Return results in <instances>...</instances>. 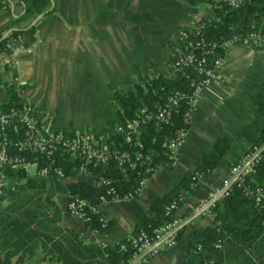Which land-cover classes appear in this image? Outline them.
Returning a JSON list of instances; mask_svg holds the SVG:
<instances>
[{
  "label": "crops",
  "instance_id": "crops-1",
  "mask_svg": "<svg viewBox=\"0 0 264 264\" xmlns=\"http://www.w3.org/2000/svg\"><path fill=\"white\" fill-rule=\"evenodd\" d=\"M5 1L7 6L0 7V30L24 13L21 1ZM51 1L53 16H41L34 22L36 15L29 16L15 25L23 30L33 28L18 34L9 54L14 66L8 69L0 65V110L7 99L6 87L11 83L23 102L39 110L42 122L71 132L89 131L104 142L115 133V115L120 104L114 92L132 90L138 73L170 76L169 63L186 35L202 20L213 19L212 8L218 5L215 0L199 1L190 12L185 0ZM221 55L219 82L201 90L178 148L175 166L162 165L147 178L136 197L102 205L100 211L106 225L102 230L92 231L69 216L65 210L69 194L63 192L53 195L54 205L48 206L46 215L50 220L44 226L74 231L85 243L114 245L133 233L135 225L157 198L195 170L200 158L211 152L217 139L226 138L228 148L214 168L199 175L195 189L186 188L178 193L182 200L177 204L175 215H184L210 187L217 185L229 166L264 129V105L258 107L264 98V40L251 39L246 43L235 40ZM105 74L109 78L102 82V87L99 85V94H92L91 83ZM89 98L100 114V121L82 126L76 121L83 118L72 120L66 110L82 107L77 101ZM34 177L37 176L28 179ZM69 180L90 182L83 175L70 176L65 181ZM217 212L214 209L189 221L171 248L138 264H201V254L189 244L190 234L196 227L211 224ZM52 237L59 240L58 236ZM61 243L63 248L68 247ZM49 246L37 241L30 252L19 250L5 264H59ZM6 251L5 247L0 249V260L5 261Z\"/></svg>",
  "mask_w": 264,
  "mask_h": 264
},
{
  "label": "trees",
  "instance_id": "trees-1",
  "mask_svg": "<svg viewBox=\"0 0 264 264\" xmlns=\"http://www.w3.org/2000/svg\"><path fill=\"white\" fill-rule=\"evenodd\" d=\"M19 1L24 4V13L19 18L11 19L0 30V53L6 55L10 54L6 40L33 28V26L25 30L16 28L15 25L19 20L40 13H42V18L54 15V6L48 9L49 0ZM185 1L189 11L193 12L194 5L204 0ZM2 6H7L5 0H0V7ZM212 12L213 19L202 20L186 35L188 49L191 48L190 43L195 40L193 35L195 30L199 31L200 36L205 40L216 43L233 35L241 37L247 32H254L260 39H264V0H243L236 7L218 4L213 6ZM3 31H7L4 36ZM217 52L222 54L220 49H217ZM184 72H190V77H195L190 68H185ZM175 90L189 91L188 79L180 71L171 70V75L168 77L161 74L146 76L138 73L132 90L114 92L120 104L114 125L131 118L142 106L152 113L155 106L162 104L166 96ZM5 91L7 99L2 104L1 111L8 113L11 109L20 107L23 101L18 96L16 87H13L11 83L7 85ZM263 105L264 98L260 99L258 107ZM187 109L186 101L179 100L171 113L170 124L155 125L152 120H148L141 127L139 138L143 143L142 151L150 156V163L166 164L164 143L184 126L183 115ZM4 134L10 140L8 152L15 153L14 143L23 137V129L16 123L14 116H12V123L5 127ZM262 139H264V129L259 133L256 141ZM107 142L111 147L130 149L122 141L120 133L115 132ZM227 148L226 138L217 139L211 152L200 158L193 172L199 175L210 172ZM18 153L35 161L39 166L50 168L59 166L67 176H73L76 165L80 162L78 157H69L61 150H56L48 157L36 151ZM85 168L90 182L59 181L51 171L47 176H37L31 179L25 178L19 169L6 172L15 184L13 190L7 191L10 202L0 210V249L2 247L7 249L4 254L5 261L0 260V264H5L7 259L9 260V257L19 250L30 252L37 241L42 245L46 243L50 245V249L56 253L55 260L59 264H126L128 251L119 249V244L125 242V239L114 245L97 246L93 243H85L74 231L67 232L66 229L62 231L58 228L44 226V223L50 220V217H46L47 209L48 206L54 205L51 199L55 193L77 194L88 204L95 205L104 195L103 188L95 183L98 178L111 179V184L119 192H125L131 190L141 174L140 168L122 172L112 161L103 164L88 162L85 163ZM189 176L182 179L178 186L157 198L135 225L133 232L157 226L166 220L163 207L180 191L187 188ZM246 182L250 186H264V155L255 170L248 175ZM214 209L218 212L214 215L213 222L203 227H196L189 238L191 246L197 243L202 246L199 252L202 256L201 264H206L205 261L209 257L215 260L214 264H264V205H255L243 196L238 188H235L227 197L217 202ZM89 216L90 221L85 225L90 230L99 231L106 227L105 223L97 221V213L92 212ZM52 236H58L59 240ZM61 241L68 247L63 248ZM216 241L220 243L218 249L211 246Z\"/></svg>",
  "mask_w": 264,
  "mask_h": 264
},
{
  "label": "built area",
  "instance_id": "built-area-1",
  "mask_svg": "<svg viewBox=\"0 0 264 264\" xmlns=\"http://www.w3.org/2000/svg\"><path fill=\"white\" fill-rule=\"evenodd\" d=\"M215 1L217 4H225L228 7H236L243 2V0ZM193 35L195 40L190 43L191 48H187L189 45L185 38L169 63L172 71H180L188 79L189 91L175 90L166 96L162 104L156 105L152 113L142 106L136 110L131 118L115 125L114 131L121 134L122 141L130 149L111 147L108 142L102 141L100 137L89 131H73L70 133L68 130L53 128L49 123L40 120L39 110L28 102H23L20 107L13 108L8 113L0 110V196L6 193L8 189L13 188V181L6 173L8 170L19 169L23 172L25 178L47 176L50 171L59 181H64L70 177L65 175L59 166L50 168L49 166L37 165L35 161L18 153L22 151L26 153L36 151L48 157L56 150H61L66 152L69 157H78L80 162L76 165L73 176H87L85 163L88 162L103 164L112 161L122 172L140 168V177L131 190L125 192H119L111 184V179L98 178L95 183L103 188L104 195L100 197L95 205L88 204L77 194L68 195L65 210L69 216L87 224L90 221L89 214L93 212L97 213V221L103 224L104 217L100 211L102 205L111 201L136 197L140 194L147 178L162 167L161 164L150 163V156L142 151L143 143L139 138L141 127L148 120H152L155 125L170 124L174 107L177 106L179 100H185L188 109L183 115L184 126L179 128L174 136L164 143L165 166H175L178 159V148L186 134L190 115L194 110L201 90L207 85L219 82L222 55L217 52V49L223 51L235 40L244 43L251 39L259 42L264 40L260 39L254 32H247L241 37L233 35L217 43L205 40L197 30ZM17 38L18 35H15L6 40V46L10 53ZM193 49L197 51H192ZM210 56L213 57L210 58ZM0 65H5L9 69L14 66V61L9 58V55L0 53ZM185 68H190L195 77H190V72H184ZM12 116L15 117L16 123L23 129V137L14 143L16 152L10 154L8 152L10 140L5 136L4 129L12 123ZM263 155L264 139L252 142L240 157L229 166L227 173L220 179L219 183L210 187L205 195L190 206L182 216L175 215L177 204L182 200V196L178 194L163 207L166 220L148 229H138L128 235L125 242L119 244L120 250L128 251L126 264L145 263L160 251L171 248L175 244L179 232L189 221L212 212L215 204L227 197L235 188H238L241 194L250 199L255 205L263 206L264 186H250L246 182L248 175L255 170ZM198 177L199 174L196 172L190 174L187 186L189 190L195 189ZM211 246L218 249L220 243L216 241ZM201 250V244L197 243L193 246V251L199 253ZM205 263L214 264L215 260L209 257Z\"/></svg>",
  "mask_w": 264,
  "mask_h": 264
},
{
  "label": "rangeland",
  "instance_id": "rangeland-1",
  "mask_svg": "<svg viewBox=\"0 0 264 264\" xmlns=\"http://www.w3.org/2000/svg\"><path fill=\"white\" fill-rule=\"evenodd\" d=\"M109 78L108 74H105L102 79L98 80V78L95 79V81L93 83H91L90 85V92L92 94H96L98 95L99 92H97V89L99 88V85L102 87L103 84L102 82L106 79ZM92 98L86 99V100H81V101H77L80 105H82V107H72L68 110H66V112L68 114H70V117H73V119H75L76 117H81L83 119H77V123H81L82 126H85L84 124H98L100 121L99 118V112L97 111V108L92 106L91 103ZM73 114V115H72ZM81 129V128H79ZM82 129H85L84 127H82ZM10 200L9 195L6 193H4L3 195L0 196V206H4L5 203L7 201Z\"/></svg>",
  "mask_w": 264,
  "mask_h": 264
},
{
  "label": "water",
  "instance_id": "water-1",
  "mask_svg": "<svg viewBox=\"0 0 264 264\" xmlns=\"http://www.w3.org/2000/svg\"><path fill=\"white\" fill-rule=\"evenodd\" d=\"M49 2H50V6H49V8L52 6V1L51 0H49ZM48 8V9H49ZM42 16V13H40V14H37L36 16H35V18H34V20H33V22L36 20V19H38V18H40ZM32 24V23H31ZM6 35V34H5ZM4 36V35H3Z\"/></svg>",
  "mask_w": 264,
  "mask_h": 264
}]
</instances>
